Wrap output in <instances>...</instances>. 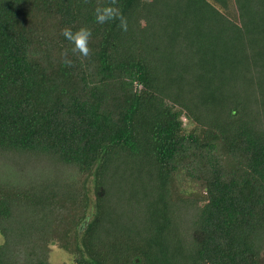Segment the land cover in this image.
Here are the masks:
<instances>
[{
    "label": "trees",
    "instance_id": "1",
    "mask_svg": "<svg viewBox=\"0 0 264 264\" xmlns=\"http://www.w3.org/2000/svg\"><path fill=\"white\" fill-rule=\"evenodd\" d=\"M232 1L0 0V264H264V0Z\"/></svg>",
    "mask_w": 264,
    "mask_h": 264
},
{
    "label": "clouds",
    "instance_id": "2",
    "mask_svg": "<svg viewBox=\"0 0 264 264\" xmlns=\"http://www.w3.org/2000/svg\"><path fill=\"white\" fill-rule=\"evenodd\" d=\"M94 18L97 24H106L110 21L118 20L119 27L123 31H127L126 18L123 16L118 4V0H109L107 5L97 6L94 10ZM61 35L72 45L70 51L73 55H78L82 58H88L91 55L89 42L92 37V31L86 26H81L75 31L71 26L61 30ZM64 64L72 65V60L68 59V52L63 53Z\"/></svg>",
    "mask_w": 264,
    "mask_h": 264
},
{
    "label": "rangeland",
    "instance_id": "3",
    "mask_svg": "<svg viewBox=\"0 0 264 264\" xmlns=\"http://www.w3.org/2000/svg\"><path fill=\"white\" fill-rule=\"evenodd\" d=\"M228 10H229V15H234L235 14V6L233 5L232 0H228ZM2 241V237L0 235V243ZM49 260L52 263H61L65 262L67 264H70L71 262V256L69 253L65 252L64 250L60 249L57 245L52 244L50 247V252H49Z\"/></svg>",
    "mask_w": 264,
    "mask_h": 264
}]
</instances>
